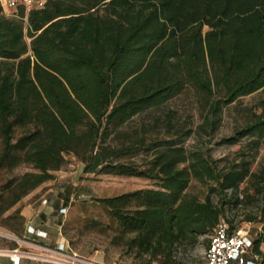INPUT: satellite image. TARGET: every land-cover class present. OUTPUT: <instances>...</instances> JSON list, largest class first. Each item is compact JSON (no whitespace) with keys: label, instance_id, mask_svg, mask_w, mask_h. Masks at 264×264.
<instances>
[{"label":"trees","instance_id":"trees-1","mask_svg":"<svg viewBox=\"0 0 264 264\" xmlns=\"http://www.w3.org/2000/svg\"><path fill=\"white\" fill-rule=\"evenodd\" d=\"M256 93L257 110L222 140L247 139L252 156L242 149L225 168L187 149L193 131L166 111L194 94L196 130L211 136L225 109ZM263 145L264 0H49L27 20L0 7V227L17 237L23 200L75 158L85 175L157 183L100 200L117 244L141 264H184L176 249L196 248L230 208L256 201L246 221L261 224L252 236L264 264V166L252 171ZM193 182L208 188L203 200Z\"/></svg>","mask_w":264,"mask_h":264},{"label":"rangeland","instance_id":"rangeland-1","mask_svg":"<svg viewBox=\"0 0 264 264\" xmlns=\"http://www.w3.org/2000/svg\"><path fill=\"white\" fill-rule=\"evenodd\" d=\"M27 41L30 43L31 40L27 38ZM261 98L262 94L256 93L241 98L239 102L225 109L218 131L211 136L205 131L198 132L196 130L203 124L204 115L194 94L182 95L171 101L166 111H175V124L187 126L193 131L191 137L184 144L187 149L206 152L211 155L220 168H225L236 159H240L238 153L242 149L252 156L248 148L246 149L247 139L233 146L222 144V140L232 137L235 131L251 117V112L257 110ZM252 153L256 156L252 166V171H255L260 166H264V145L258 152ZM68 159L70 163L63 170L55 173V179L43 186L33 196L25 199L22 206L34 202L36 199L40 200L42 196L51 191L61 190L68 197L64 213L63 235L74 253L97 264H141L134 255L127 253L123 246L117 244L116 225L110 218L108 210L101 206L100 200L140 189H157V183L141 178L85 175L83 166L75 158ZM28 170L25 167H20L16 173L23 174ZM246 187L247 185L244 184L242 189ZM189 191L203 200L208 193V188L193 182ZM212 197L217 203L218 198L215 195ZM258 208L257 201L239 205L230 208L224 219L230 221L238 229H250L252 235L256 237L261 229V224L249 223L246 221V217L258 213ZM92 221L101 222L100 227H91ZM2 237H8L9 240L17 242L26 241L29 247L36 250L34 254L48 257L37 247L39 244L31 243L28 240H19L15 234L0 227V240L4 241ZM208 245L209 237L202 238L196 248L180 246L174 254L184 264H205ZM262 250L264 251V245Z\"/></svg>","mask_w":264,"mask_h":264},{"label":"built area","instance_id":"built-area-1","mask_svg":"<svg viewBox=\"0 0 264 264\" xmlns=\"http://www.w3.org/2000/svg\"><path fill=\"white\" fill-rule=\"evenodd\" d=\"M49 0H0V7L12 18L27 20L32 11L42 9ZM47 201H44V204ZM66 209L62 213H65ZM33 233V232H32ZM43 233L37 232V236ZM210 244L206 252L205 264H259L260 257L254 255V239L250 229H231L226 220H222L216 231L210 236ZM27 243L26 241H24ZM48 257L28 254H12L15 263H19L20 255L38 257L54 264H97L74 253L68 245L61 244L55 248L37 245Z\"/></svg>","mask_w":264,"mask_h":264},{"label":"crops","instance_id":"crops-1","mask_svg":"<svg viewBox=\"0 0 264 264\" xmlns=\"http://www.w3.org/2000/svg\"><path fill=\"white\" fill-rule=\"evenodd\" d=\"M36 192L25 199L27 200ZM25 199L23 202L26 201ZM67 199L68 197L63 191L56 190L42 196L40 200L36 199L34 202H29L22 206V216L25 218V225L22 236L21 238L18 237V239L28 240L31 243L34 242L51 248L61 244L68 245V241L63 235L65 216L62 213L68 203ZM43 201H47V203L44 204ZM37 232L43 233L42 236H37ZM2 240L4 241L0 240V264H54L38 257H28L26 255H20L19 263H15L12 258L13 255L9 254L8 251L34 256L40 255L34 254L36 250L29 247L25 242L9 240L8 237H2Z\"/></svg>","mask_w":264,"mask_h":264}]
</instances>
